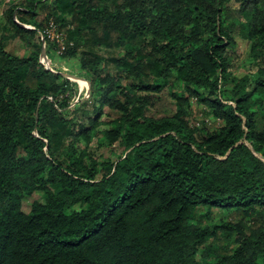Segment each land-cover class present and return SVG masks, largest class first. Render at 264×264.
Returning a JSON list of instances; mask_svg holds the SVG:
<instances>
[{
	"label": "trees",
	"instance_id": "trees-1",
	"mask_svg": "<svg viewBox=\"0 0 264 264\" xmlns=\"http://www.w3.org/2000/svg\"><path fill=\"white\" fill-rule=\"evenodd\" d=\"M38 2L11 6L0 39V264H264V68L228 70L236 32L262 57L264 0H51L43 10L73 25L62 56L82 47L96 85L71 115V82L40 61ZM14 36L27 55L6 48ZM165 87L175 111L147 115ZM191 96L216 128L190 127ZM99 131L116 160L92 154ZM220 237L232 245L210 253Z\"/></svg>",
	"mask_w": 264,
	"mask_h": 264
},
{
	"label": "rangeland",
	"instance_id": "rangeland-1",
	"mask_svg": "<svg viewBox=\"0 0 264 264\" xmlns=\"http://www.w3.org/2000/svg\"><path fill=\"white\" fill-rule=\"evenodd\" d=\"M19 1L26 0H0V39L5 34H11V30L6 24V19L9 15L10 7L17 5V2ZM50 2L51 0H39L38 2V21L42 19L43 25L49 17H53L47 10H43V7L48 5ZM31 22L32 21L24 22V25L27 27H34L33 23ZM60 28L66 33V36H68L69 30L73 29V25H63ZM37 36H39V33H37ZM234 41L235 45L233 47V51L229 54V72L237 77L248 76L250 78H255L257 74L255 71L256 68H264V53L262 54V57L257 59L258 64L252 63V57L249 54L250 42L240 37L237 32L235 33ZM6 48L12 53L18 55H27L30 51V46L16 36L8 40ZM81 48L82 47H79L76 50L75 56L70 57L57 54L55 47L53 46L52 48L51 44H48L43 49L44 55H42L40 52V61L46 68H49L55 72H59L71 82L69 104L67 107L60 109L67 115L77 112L83 105L81 103L85 101L91 103L93 90L96 88V85L93 84L92 76L85 69L80 67L79 52ZM93 50L105 56L115 53V51L110 50V48H93ZM157 95L159 96V99L153 105L147 107L146 114L152 115L154 117L171 115L175 111V106L173 99L167 93L166 87L163 88L160 93H157ZM189 104V125L191 128L197 130L198 132L204 133L205 131L213 130L219 125L220 120L217 121V119L213 118L206 104L200 102L194 96L190 97ZM116 114L117 112L115 110H112L107 106L102 107V119L110 120L115 118L117 116ZM77 146L81 148L83 143L79 141L77 142ZM90 149L92 154L95 155L98 160H103L106 158L110 160H116V158L122 154L123 148L118 141H115L112 144H107V140L101 134V131H99L97 135H92ZM262 156L264 157V154H262ZM38 198H41V194L39 192H34L32 195L25 196L22 200V209L27 212L30 209L31 202ZM212 216L213 217L210 220L211 222H215L218 219L231 222L240 220V215L238 213L229 212L228 210H214ZM251 224L252 222L247 223V225ZM208 245V251L210 253H217L223 252L224 248H230L229 246L232 244L230 240L220 237L215 240H209ZM210 260H212V257L207 259L209 262Z\"/></svg>",
	"mask_w": 264,
	"mask_h": 264
},
{
	"label": "built area",
	"instance_id": "built-area-1",
	"mask_svg": "<svg viewBox=\"0 0 264 264\" xmlns=\"http://www.w3.org/2000/svg\"><path fill=\"white\" fill-rule=\"evenodd\" d=\"M69 26V25H67ZM39 35L42 39V47L45 48L46 41L55 44L56 53L62 55L72 45V41H69L66 33L59 27L58 23L49 17L44 23L43 28L39 31ZM219 121V119H217Z\"/></svg>",
	"mask_w": 264,
	"mask_h": 264
},
{
	"label": "water",
	"instance_id": "water-1",
	"mask_svg": "<svg viewBox=\"0 0 264 264\" xmlns=\"http://www.w3.org/2000/svg\"><path fill=\"white\" fill-rule=\"evenodd\" d=\"M44 48L42 47V49H41V54L42 55H44V50H43Z\"/></svg>",
	"mask_w": 264,
	"mask_h": 264
}]
</instances>
